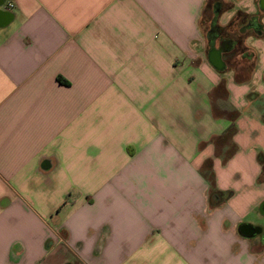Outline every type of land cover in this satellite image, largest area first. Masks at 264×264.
Segmentation results:
<instances>
[{"label": "crops", "instance_id": "crops-1", "mask_svg": "<svg viewBox=\"0 0 264 264\" xmlns=\"http://www.w3.org/2000/svg\"><path fill=\"white\" fill-rule=\"evenodd\" d=\"M262 93L264 0H0V264H264Z\"/></svg>", "mask_w": 264, "mask_h": 264}, {"label": "water", "instance_id": "water-1", "mask_svg": "<svg viewBox=\"0 0 264 264\" xmlns=\"http://www.w3.org/2000/svg\"><path fill=\"white\" fill-rule=\"evenodd\" d=\"M239 231L244 237L249 238L261 234L262 229L255 228L250 224L243 223L240 225Z\"/></svg>", "mask_w": 264, "mask_h": 264}, {"label": "rangeland", "instance_id": "rangeland-1", "mask_svg": "<svg viewBox=\"0 0 264 264\" xmlns=\"http://www.w3.org/2000/svg\"><path fill=\"white\" fill-rule=\"evenodd\" d=\"M253 102H255L256 105H264V93L258 95V98L254 99ZM248 221L257 224L264 230V218H262L258 214H255L253 217L249 218Z\"/></svg>", "mask_w": 264, "mask_h": 264}, {"label": "flooded vegetation", "instance_id": "flooded-vegetation-1", "mask_svg": "<svg viewBox=\"0 0 264 264\" xmlns=\"http://www.w3.org/2000/svg\"><path fill=\"white\" fill-rule=\"evenodd\" d=\"M228 47V43H222L221 48L226 49Z\"/></svg>", "mask_w": 264, "mask_h": 264}, {"label": "built area", "instance_id": "built-area-1", "mask_svg": "<svg viewBox=\"0 0 264 264\" xmlns=\"http://www.w3.org/2000/svg\"><path fill=\"white\" fill-rule=\"evenodd\" d=\"M9 7H10V8H13L14 6H13V5H10Z\"/></svg>", "mask_w": 264, "mask_h": 264}, {"label": "trees", "instance_id": "trees-1", "mask_svg": "<svg viewBox=\"0 0 264 264\" xmlns=\"http://www.w3.org/2000/svg\"><path fill=\"white\" fill-rule=\"evenodd\" d=\"M261 160H263V159H261ZM264 162V161H263ZM210 179V178H209ZM211 180V179H210Z\"/></svg>", "mask_w": 264, "mask_h": 264}]
</instances>
